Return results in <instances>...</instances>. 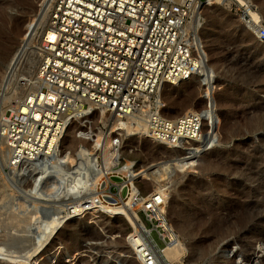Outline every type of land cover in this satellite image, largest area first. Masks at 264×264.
<instances>
[{"label": "rangeland", "instance_id": "obj_1", "mask_svg": "<svg viewBox=\"0 0 264 264\" xmlns=\"http://www.w3.org/2000/svg\"><path fill=\"white\" fill-rule=\"evenodd\" d=\"M17 1L0 0V10H2L1 8L8 10L7 12L11 16L18 18L24 28L25 23L38 12L39 0ZM19 1L23 2L20 3ZM201 1L206 2V0ZM244 1L243 5L235 1L228 3L229 5L227 2L223 4L214 2L204 6V9L200 11L198 17L202 28L208 30L209 25L217 21L220 22L216 34L210 36L207 30L201 34V39L208 53L209 63L215 70L216 82L210 83L209 90L211 89V91L205 95L203 89L207 86L199 84L196 81L198 79L193 78L187 85L183 86L184 88L180 89L182 91L178 94L180 97L185 89L191 91L192 103L190 108H194L198 119L202 118L200 112L202 113L203 104L208 103L210 105L212 103V107L219 118L218 124L215 123L218 130V137H215L216 142L210 141L211 143L209 142L204 148H193L178 143L169 146L166 140L156 139L151 135L147 138L132 136L119 139V144L116 146L119 148L118 159H110L111 168L106 176L117 174L124 180H129L127 185L130 193L122 204L118 203V205L106 207L108 212L116 214L109 215L107 212L93 214V211L86 209L90 205L83 203L87 202L89 197L95 196L94 194L89 195V192L80 195L74 192L67 197H63L64 193L61 195V191L49 195L51 191L44 192L42 187L55 180L51 176L38 177L40 183H34L33 177H27L21 183H16L15 179L8 174L9 168L4 164L0 153V186L2 190L6 187L5 191L18 192L19 194L16 193V196L21 195V198L25 196L23 192H32L36 197L34 200L36 206L54 204L61 197L60 200L63 201V204L69 203V210L74 200L81 199L82 205L70 219L69 225L60 228V235L57 234L59 238L56 239V242L60 245H55L59 247L62 244L66 248V253L76 258L71 261V257H66L65 254L61 255V252L57 256L47 258L44 257L47 252L41 257H31L29 263L25 264H68L69 261H71L69 264H138V260L134 259V256H127L124 253L126 245L124 243L119 244L124 236L131 233L133 228L129 219L124 215L126 210L129 213H132L131 211L136 213L138 219L135 221V225L138 226V231L142 232L143 238L149 240L151 245L160 253L159 255H161V250L167 246L169 235H174L183 241L189 252L185 254L181 264H219L217 260H219L220 251L225 247H236L237 252L242 256L240 257L248 259L254 243L260 237L261 240L264 239V232H261L262 229L264 230V128H262L264 127V123H262L264 122V0ZM249 11L259 14L261 19L258 24L252 23ZM222 21L226 26L223 25ZM2 24L0 21V50L2 46L7 47V44H10L8 39L11 37L9 27L11 23ZM42 25L36 29L37 33L35 32L31 46L26 51L27 54L25 53L24 62L27 61L24 66L25 72L34 70V60L38 55L37 53H40L37 39H39L40 31L43 29ZM1 31L7 34L4 35ZM13 41L14 39L11 43ZM16 47V45H12L13 51ZM29 58L31 62L28 63ZM3 60L5 59L0 57L1 74L8 62ZM12 91L15 93L14 95L17 94L15 90H8L0 91V96L1 94L5 95L6 92L10 94ZM154 100L152 97L145 102L151 111L154 108ZM165 103L163 105L165 106L164 110H167L166 113L174 114L168 109L167 101ZM1 107L2 104H0ZM9 109H11L9 106L6 107L5 112ZM106 116H109L108 112ZM247 118L249 121L252 119L251 121L255 124L261 122L260 127L258 125L251 133L247 127L251 121L248 122ZM107 124L104 128L105 132H108L107 130H110L114 123L111 120ZM227 126L232 133L238 130L237 133L241 132V134L226 139L225 129ZM1 145H3V141L0 137V151L2 150ZM83 145L88 148V144L83 142L75 144V148ZM91 151H93L95 172L93 175L96 174L94 181L98 187V184H101L104 179L101 166L103 161V157L101 161V155L103 154L97 145H94ZM204 159L212 160L208 169H202L201 165L198 164ZM186 163L196 165L184 166ZM131 170L136 171L128 175ZM151 172H154L155 175L159 172L156 176L159 177V182L165 181L163 187L167 191V196L165 195V200L161 199L162 203L158 209L154 207L156 208L155 217H150L151 213L146 211L145 203L144 205L143 203L139 204L136 200H133L132 204L130 203L135 192H137V198H146L150 194L151 187L148 186L150 182L146 180V177L149 173L152 174ZM165 174L171 177L164 179L163 175ZM107 182V188L104 186L103 189L111 196L115 195V198H121L119 192L123 184L110 179ZM29 184H33L35 187L28 189ZM72 189L74 188L69 191ZM49 200L55 202L50 203ZM26 204L33 205L32 202ZM96 208L99 209L97 206ZM88 215L89 218L85 219L84 217ZM181 223L186 224L189 228L190 232L187 236L179 231L178 226ZM29 229L30 235L31 233H43L39 224H33ZM26 235L30 236L29 234ZM61 238L63 239L61 240ZM25 245L28 246L29 244L25 243ZM196 247L202 251L199 255L192 256L193 253L190 250ZM54 250L49 252L52 253ZM1 261L0 264H11L6 261L3 262L4 260L1 263ZM247 262V264H252L253 261L249 259Z\"/></svg>", "mask_w": 264, "mask_h": 264}, {"label": "bare ground", "instance_id": "obj_2", "mask_svg": "<svg viewBox=\"0 0 264 264\" xmlns=\"http://www.w3.org/2000/svg\"><path fill=\"white\" fill-rule=\"evenodd\" d=\"M234 1L241 5L245 3L244 0H206L205 3L203 1L199 2L197 7L191 12L187 26L188 29L191 30L192 34H194L192 44L197 49L200 55L204 54L205 58L201 55V60L197 63L198 70L195 76L185 80H178L171 78L170 82H165V83L161 82L158 85L157 90H155L158 101L156 102L157 106L155 105L156 108L154 112L153 111L150 112L149 110L150 108H148V105H146L147 108H143L142 106L140 110H136L133 113L131 112L130 109L131 107L128 106L125 108H121L120 110L118 109L115 112L114 110L112 109L110 110L106 108V106H103L107 102V100L103 101L104 104H102L101 97H99L98 102L91 101L85 97L81 99V103L78 105L64 106V107L61 105V109H62L61 118L63 121V125L59 126L56 129V131L61 132V138L54 135L47 146L46 149L47 153L45 154L39 155L37 157H35L34 155H26L25 158L23 159L21 158L17 159L18 158L17 154L22 150V148L18 147L12 149L10 139L8 138L6 133L3 132L4 135L1 136L3 145H1L2 150L0 151V153L3 158L4 164L9 168L8 174L15 179L13 180L16 183H21V181L27 179V177L30 178L33 177L34 183H36L38 182V177L43 178L45 176H51L55 180H53L51 183L47 184L46 186L42 187V189L44 188L43 190L44 192L51 191V193L49 192L50 193L49 195H52L61 191V195L64 193L63 197L70 196L74 192L78 193L79 195L89 192L88 193L89 195L94 194L95 196L91 198L89 197L86 200L87 202L83 203L85 205H90V207H87L86 209L93 211V214L107 212L109 215H114L116 213L108 212L106 207L108 205H118V204L110 203L108 201L106 202L108 204H105L104 202L103 203L101 202V204L97 203V201L102 199L103 196H111V195L108 192H106L105 189L103 188L100 189L101 186L100 183L98 184V187L95 184L94 180L96 174L93 175V173L95 172L93 165V151H91L94 148V145H97L102 150V154H103L101 155V161L103 157V161L101 163V166L103 168L102 171H104V173L107 174L111 168L110 159L111 158L113 160L118 159L119 148H116V146L119 144L118 140L123 139L124 137L138 136V138H147V136L151 135L153 136V138L166 140L169 146H173L175 143H178L179 145L192 146L193 148L194 147L204 148V146H207V144L210 141L216 142L217 139L215 140V137H218V130H217V125L215 126V123L218 124L217 121H219V118L218 115L215 113V109H213L212 107L213 106L212 103L210 105L208 103L203 104L202 113L200 112V116L202 118L198 119L195 118L197 116V113L194 110V108H190L192 103L191 91L183 89L184 90L183 95L179 97L178 94H180V91H182L180 89L185 84L187 85V83L190 82L193 78L198 79L196 81H198L199 84L208 87V88L204 87L203 89L205 95L208 94V91H211V89L209 90L210 83L214 84L216 82L215 70L213 69L212 64L209 63L208 53L205 48L204 42L201 39V34L203 33L204 30L207 29L202 28V24L198 16L200 11H202V9H204L203 7L206 5L209 4L211 5L214 2H217L219 4H223L227 2V5H229L228 3H232ZM22 2L23 1H21L20 3ZM52 4H53V0H39L38 3L39 8L37 10L38 12L36 13L35 16L30 18L26 23L23 22L25 23L24 28L23 25H21L18 18L11 16L7 12L8 10H4V8H1L2 10H0V21L1 23H3L2 25L11 23V25L9 26L11 37H9L8 39V42L10 44H7V47L2 46L0 50L1 59H5L3 61H8L5 69L4 70L2 69L3 71L1 70L2 74L0 73L1 74L0 91L15 90V92H17L16 95H14L15 93L13 91L10 94H7V92L6 94L4 93L5 95L1 94L0 104H2V107L0 108V116L4 115L6 107L9 106L13 111L15 108L20 106L21 102L26 100L32 93L39 90V85H40L39 67L43 55V48H44L43 46L47 45L48 43L55 42V40L57 39L56 33L53 30L49 29V25H48L49 9L52 6ZM16 11L17 10H15V12ZM249 14L252 19V23L258 24V22H260L261 18L257 12L249 11ZM219 23L220 22L217 21L212 25H209L207 33H209L210 36L218 32L217 28H219L218 27ZM40 25L43 26L42 27L43 29L40 31L39 34V39H37L38 40L37 45L39 47L40 53H37L38 55L34 60L33 63L34 70H31L30 72L29 71L25 72L24 66L25 64H27L26 63L27 61L24 62V58H25L24 56L26 51L31 46L36 29ZM223 25H225V23ZM229 26L231 27V25ZM4 31L1 32L3 33ZM220 31L223 30L221 29ZM13 39L14 41L11 43ZM11 44L17 46L16 49H14V51L12 49ZM29 62H31V60L28 61V63ZM11 94H13V96H11ZM30 101H32V99ZM49 101L54 102L55 101L54 97H52V99H50ZM166 101H167L168 109L171 110L172 113L174 114H171L170 111H169L170 114H168L166 113L167 110L166 111L164 110L165 106L163 104H166L165 103ZM6 104H8V106H6ZM85 104H88L87 107L84 106ZM179 110L181 111L179 112ZM107 112L109 113V116H106ZM124 117H126V120H124ZM111 120L113 121L114 124L110 128V130H107L108 132H105L104 128L108 125L107 124L108 121ZM152 120L155 121L162 120L164 123L163 125L164 126L166 125L167 129L164 130V129L156 128L154 131H151L152 130L151 125L155 126ZM247 121L250 122L248 118ZM260 123L261 122H259L258 124L256 122L255 124L253 123V121H251L250 124L248 123L249 125H247V127L249 128V131L252 133L257 128L258 125L260 127ZM237 131L235 130L236 134L234 132L233 134L231 130H228V126H227L225 129L226 132L225 138L227 139L228 137H231L233 135L236 136L241 134V132L237 133ZM88 136H91L90 140L87 139ZM76 139H80V140H76ZM79 142L88 144V148L85 147L84 145L75 148V144ZM23 146H25V144H23ZM211 162L212 160L209 161L208 159H204L200 161L198 164L201 165L202 169H208L211 166ZM190 164L191 163H186L184 164V166L196 165V164H191V165ZM135 171L136 170H131L128 173V175L132 174ZM246 171L249 172L248 170ZM151 173L152 174L149 173V175L146 177V180L150 182V185L147 184L148 186L151 187L149 190L150 194L146 198H137L136 196L137 192H135L132 196V199L130 200V203L133 200L138 201L139 204L143 203V205L144 203L146 204L151 202L152 203L151 206L155 207L156 202L161 201V199L165 200V197L167 196L166 195L167 191H165V188L163 187L165 185L164 183L165 181L162 183L159 182L160 179L158 176H156L159 172L156 175L154 172ZM163 176L164 179L171 177L170 175H166V174ZM109 179H110V175H108V177L107 176L104 177L103 180H105V182L108 183L107 181ZM117 183L123 184L122 182L121 183L117 182ZM13 184L15 185V183ZM27 187L28 189H31L35 187V185L29 184ZM71 188L74 189H72V191H69ZM121 189L119 192L120 197H121ZM5 190L6 187H4V189L2 190L0 186V197H1L0 261L4 260L3 262L6 261L7 263H11V264L12 263L25 264L27 262L29 263L31 257L32 258L38 256L41 257L44 253L47 252H48L47 255L46 256L44 255V257L47 258L54 257L60 254L61 252V255L65 254L66 257H71L72 258L71 261H73L76 257L66 253V248L62 244L59 247H56L55 245H60L59 243L56 242V239L59 238L58 235H60L59 234L60 228L62 229L67 225H69V223L71 222L70 219L74 216V213L79 209L80 205H82L80 201L81 199L74 200L72 206L71 207L69 206L72 210L71 209L69 210L68 209L69 203L63 204V201L60 200L61 197L57 200L55 199L56 202L53 200L52 201L49 200L50 203L55 202L54 204L36 206L34 203V200L36 199L34 193L23 192L25 196L21 198L20 197L21 195L19 197L16 196V193L18 192L15 191L8 192ZM89 190H95V191L91 192ZM129 193L130 191L128 189L126 198L128 197ZM111 197L115 198V196H111ZM115 199L118 201L117 203L121 204L122 200L119 197ZM31 202L33 204L32 206L26 204ZM56 203L58 204L55 205ZM96 206L99 207L100 210L97 209ZM131 212L132 213H129L126 210V213H124V215L131 222L133 226L132 231L128 235L124 236L123 239L121 238L122 241L119 244L124 243L126 245L125 246L126 250L124 247V253H126L127 256H131V255L134 256V259L136 258V260H138L137 261L138 264H149V262L151 264H156V261L153 260V256H150L151 261L146 258L145 255L146 248H144L145 239L141 234L142 232L138 231L137 229L138 226L136 227L135 225V221H137L138 217L134 211ZM84 218L88 219L89 215ZM33 224H37V225L39 224L41 229L43 230V233L42 234L31 233L30 235L29 228ZM72 225L74 226L75 224ZM178 228L179 231L184 236H187L190 232L186 224L181 223L178 226ZM261 232L263 233L264 230L262 229ZM26 234H29L30 236ZM62 239L63 238H61V240ZM117 242L120 241L117 240ZM25 243L29 245L26 246ZM52 249L55 250L52 253H50L49 251ZM236 249H237L236 247H232V248L225 247L223 250H221L218 257L219 260H217L219 264H247L248 263L247 261H249V259H252L253 261L252 264H264V239L261 240V237L258 241H256V243H254L248 259L244 257L241 258L242 257L241 254L238 253ZM201 251L202 250L199 247L192 248L190 250V252L193 253L192 256L199 255ZM187 252H189L187 246L183 241H181L177 237L174 240V242H172L171 244H167V246L161 250V255H158L157 264H181L182 259ZM237 258L238 260H236ZM71 261H69L68 264Z\"/></svg>", "mask_w": 264, "mask_h": 264}, {"label": "built area", "instance_id": "obj_3", "mask_svg": "<svg viewBox=\"0 0 264 264\" xmlns=\"http://www.w3.org/2000/svg\"><path fill=\"white\" fill-rule=\"evenodd\" d=\"M199 2L53 0L49 29L57 39L43 46L39 90L0 116V137L5 132L12 149L22 148L17 159L37 157L47 153L54 135L61 138V132L56 131L63 125L61 105H78L85 97L98 102L101 97L102 104L107 100L103 105L106 108L116 112L128 106L133 113L154 97L153 107L157 106L158 85L171 78L195 76L197 63L201 55L204 57L193 46L194 34L187 26ZM52 97L54 102L49 101ZM152 122L155 126L151 125V131L167 129L162 120ZM101 202L108 204L103 198L97 201ZM161 203L156 202L155 207L158 209ZM151 204L146 203L145 209L155 217L156 209ZM176 238L169 235L167 244ZM144 248L146 258L153 256L157 264L159 253L147 238Z\"/></svg>", "mask_w": 264, "mask_h": 264}, {"label": "water", "instance_id": "obj_4", "mask_svg": "<svg viewBox=\"0 0 264 264\" xmlns=\"http://www.w3.org/2000/svg\"><path fill=\"white\" fill-rule=\"evenodd\" d=\"M110 179L112 181H115V182H122L123 183V187L121 189V204L123 203V201L126 199V196H127V192H128V181L127 180H124L121 176H118V175H110ZM105 180H103L101 182V186L100 188H103L106 184H105ZM103 199L110 202V203H114V204H118L117 200L115 198H112V197H109V196H103Z\"/></svg>", "mask_w": 264, "mask_h": 264}]
</instances>
